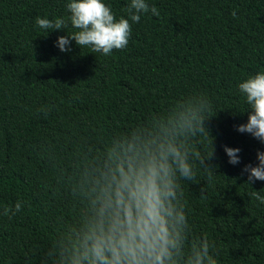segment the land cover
Instances as JSON below:
<instances>
[{
  "label": "trees",
  "instance_id": "16d2710c",
  "mask_svg": "<svg viewBox=\"0 0 264 264\" xmlns=\"http://www.w3.org/2000/svg\"><path fill=\"white\" fill-rule=\"evenodd\" d=\"M69 0H0V264H41L82 208L72 193L82 166L117 135L194 96L210 105L209 166L193 157L194 181L179 179L189 239L207 238L217 264H264V180L245 182L264 143L237 131L250 109L239 83L264 72V0H146L132 22L130 0H102L129 19L126 48L104 56L57 37L75 29ZM232 12L236 16H232ZM67 21L40 29L36 18ZM46 35V36H45ZM88 52V53H87ZM201 156L206 137L192 141ZM224 146L239 148L228 162ZM179 195V193H178ZM22 202L9 218L4 209Z\"/></svg>",
  "mask_w": 264,
  "mask_h": 264
},
{
  "label": "clouds",
  "instance_id": "9594fccd",
  "mask_svg": "<svg viewBox=\"0 0 264 264\" xmlns=\"http://www.w3.org/2000/svg\"><path fill=\"white\" fill-rule=\"evenodd\" d=\"M66 8L68 21L78 31L57 37L61 51L71 50L70 41L104 56L127 47L129 19L116 20L102 0H69ZM126 11L132 22L149 11L159 16L146 0H130ZM36 24L47 35L50 30H65L67 21L37 17ZM238 87L251 111L247 122L236 126L237 131L264 143V72ZM209 111L206 98H188L148 123L113 137L103 151L93 155L72 188L82 204L79 218L55 239L41 264H217L215 246L207 238L189 239L178 183L179 179L194 181L193 157L210 175L215 172V166L206 163L215 153V138L205 126L212 116ZM197 136L206 137L210 146L203 156L192 144ZM224 151L230 164L240 162L239 148L224 146ZM256 157L255 166L243 169L249 186L264 180V151H257ZM256 198L264 203V198ZM21 209L22 202L17 201L4 209V215L11 218Z\"/></svg>",
  "mask_w": 264,
  "mask_h": 264
}]
</instances>
